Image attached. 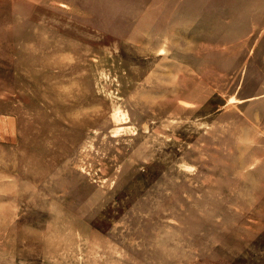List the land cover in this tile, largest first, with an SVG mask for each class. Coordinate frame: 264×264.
<instances>
[{"label":"rangeland","instance_id":"1","mask_svg":"<svg viewBox=\"0 0 264 264\" xmlns=\"http://www.w3.org/2000/svg\"><path fill=\"white\" fill-rule=\"evenodd\" d=\"M0 264H264V0H0Z\"/></svg>","mask_w":264,"mask_h":264}]
</instances>
